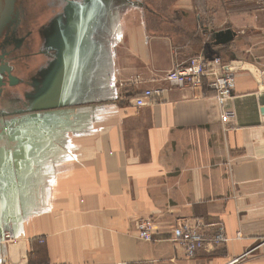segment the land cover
<instances>
[{"label":"crops","instance_id":"crops-1","mask_svg":"<svg viewBox=\"0 0 264 264\" xmlns=\"http://www.w3.org/2000/svg\"><path fill=\"white\" fill-rule=\"evenodd\" d=\"M134 1L64 0L36 26L41 80L0 155V264H264V1ZM197 55L239 64L225 105L167 81ZM150 89L168 100L136 107ZM180 223L227 242L189 258Z\"/></svg>","mask_w":264,"mask_h":264},{"label":"built area","instance_id":"built-area-1","mask_svg":"<svg viewBox=\"0 0 264 264\" xmlns=\"http://www.w3.org/2000/svg\"><path fill=\"white\" fill-rule=\"evenodd\" d=\"M237 71L236 66L232 63L225 64L221 58L197 55L187 64L176 66L167 76V81L171 88L190 89L201 97L207 96L208 91L219 104L225 105L235 91ZM169 90H145L135 98V106H154L165 102L168 100ZM137 230L140 239L152 242L156 234V224L153 219H143L138 222ZM4 237L8 240L12 239L9 232ZM172 242L176 247L182 248L189 258H194L200 250L208 246L225 244L227 238L223 231L207 238L200 228L180 223L172 231Z\"/></svg>","mask_w":264,"mask_h":264},{"label":"flooded vegetation","instance_id":"flooded-vegetation-1","mask_svg":"<svg viewBox=\"0 0 264 264\" xmlns=\"http://www.w3.org/2000/svg\"><path fill=\"white\" fill-rule=\"evenodd\" d=\"M28 2L29 0H0V111H5L4 105L9 99L10 91L16 96L18 94L15 93V90L24 87L22 86L24 80L19 75L29 70V56L32 52L29 55L21 54V52L23 53L26 45H28L27 42L31 46L32 35L36 26L41 30V24L38 22L35 24V21H31L34 17L33 11L29 10ZM49 3L54 11L53 4L61 9V3L65 2L64 0H52ZM28 16L29 23H27ZM27 24L29 26L25 27ZM18 54H20V59L24 61L26 71L25 69H17L12 63Z\"/></svg>","mask_w":264,"mask_h":264},{"label":"rangeland","instance_id":"rangeland-1","mask_svg":"<svg viewBox=\"0 0 264 264\" xmlns=\"http://www.w3.org/2000/svg\"><path fill=\"white\" fill-rule=\"evenodd\" d=\"M50 1L52 0H29L28 5H29V10L33 11V17L34 19L31 21H35V24L38 22L39 24L43 23V19L48 15L49 11H53V9L50 7ZM64 3H61V8H63ZM53 7H55V10L59 8L58 6L53 4ZM60 9V8H59ZM27 23H29V16L27 18ZM28 27L29 25H25V27ZM28 45H26L23 53H26L27 55L31 54L32 52V45L29 46V42H27ZM39 55H40V49ZM20 54L17 55L16 59H13L12 63L19 68L20 70L25 69L26 67L24 66V61L20 59ZM41 71L39 73H35V75L30 76V80L36 78L37 81L41 80L40 77ZM37 75V77H36ZM20 78L24 80V83L22 86L26 87V90L23 93H18L17 89L15 90V93L18 94L15 96L14 93L11 92L9 99L5 102V111H0V122L2 121V124L0 125V155L4 154H9L7 147L8 144L12 145V141L14 139V125L15 123H20L22 122H28L29 120V95H31L32 92L29 93V70L26 71V73L19 75ZM34 77V78H33ZM36 89H34L35 91ZM41 94V88L38 90V92H35L36 95ZM16 97V99H15ZM15 99V100H14ZM2 182L4 183V180L6 179L2 178ZM1 182V181H0ZM1 182V183H2ZM1 185H0V190H1ZM4 190V188H2ZM11 196H5V194H1L0 191V222L1 226H3V217L8 214L9 211H5L4 205L2 206V202H7V199H10ZM12 199V198H11ZM12 214V212H9V214ZM8 218V217H7ZM6 218V220H7ZM4 229V228H3ZM4 234L8 233V231L3 232ZM2 233V234H3ZM5 236V235H4ZM2 240L3 236L1 235Z\"/></svg>","mask_w":264,"mask_h":264},{"label":"water","instance_id":"water-1","mask_svg":"<svg viewBox=\"0 0 264 264\" xmlns=\"http://www.w3.org/2000/svg\"><path fill=\"white\" fill-rule=\"evenodd\" d=\"M130 2L134 3V4H137V5H142L141 3L139 2H136L134 0H129ZM234 39V34L232 31L228 30L226 32H220V33H217L216 36H215V40L214 42H211L209 45L210 46H221V45H225L229 42H231L232 40ZM234 66H237L239 64H233ZM4 235L3 234V238H4Z\"/></svg>","mask_w":264,"mask_h":264},{"label":"trees","instance_id":"trees-1","mask_svg":"<svg viewBox=\"0 0 264 264\" xmlns=\"http://www.w3.org/2000/svg\"><path fill=\"white\" fill-rule=\"evenodd\" d=\"M206 95L209 96L211 94H210V92L207 91ZM42 254H43V252L39 251V254H38L39 261H37L38 264H45V261H43L44 260V256ZM30 264H36V262H34V260H31Z\"/></svg>","mask_w":264,"mask_h":264}]
</instances>
